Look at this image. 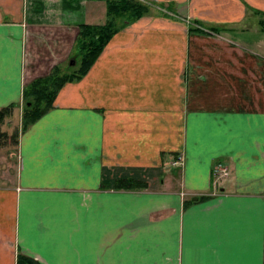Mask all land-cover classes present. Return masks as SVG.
Returning <instances> with one entry per match:
<instances>
[{"label": "crops", "instance_id": "crops-1", "mask_svg": "<svg viewBox=\"0 0 264 264\" xmlns=\"http://www.w3.org/2000/svg\"><path fill=\"white\" fill-rule=\"evenodd\" d=\"M104 17L105 0H0V106H21L24 84L74 57L79 23ZM127 176L145 184L115 185ZM19 251L264 264V0L149 2L62 83L0 148V264Z\"/></svg>", "mask_w": 264, "mask_h": 264}, {"label": "trees", "instance_id": "trees-1", "mask_svg": "<svg viewBox=\"0 0 264 264\" xmlns=\"http://www.w3.org/2000/svg\"><path fill=\"white\" fill-rule=\"evenodd\" d=\"M149 2L163 6L158 0H105V17L100 21H82L74 42V61L77 66L69 71H58L60 65H55L46 74L38 75L24 84L22 88V104L20 110V127L15 130V143L20 129H24L53 103L58 88L66 80L80 77L97 57L111 34L124 23L139 17L149 9ZM172 7V6H171ZM78 58V60H77ZM17 102H9L0 106V143L6 140L8 134L1 127L5 117L11 112ZM142 179L132 176L119 177L116 186L138 187L144 185ZM17 264H42L34 257L23 252H17Z\"/></svg>", "mask_w": 264, "mask_h": 264}, {"label": "rangeland", "instance_id": "rangeland-1", "mask_svg": "<svg viewBox=\"0 0 264 264\" xmlns=\"http://www.w3.org/2000/svg\"><path fill=\"white\" fill-rule=\"evenodd\" d=\"M159 2L162 3V5H172V0H159ZM166 2L168 3L170 2V4H166ZM70 58L71 56H69V58H67V60L60 65L58 71H66V70L69 71L77 66L78 62L76 61L70 62L69 61ZM20 110H21V106L15 105L1 124V127L5 129V131L8 134L6 140L5 141L2 140L3 143H0V148L1 150H3L4 155L7 154L9 148H15V139L12 133H14V131L18 130L20 127Z\"/></svg>", "mask_w": 264, "mask_h": 264}, {"label": "built area", "instance_id": "built-area-1", "mask_svg": "<svg viewBox=\"0 0 264 264\" xmlns=\"http://www.w3.org/2000/svg\"><path fill=\"white\" fill-rule=\"evenodd\" d=\"M220 172L225 173V172H227V170H226V168L224 166H218L217 174H219Z\"/></svg>", "mask_w": 264, "mask_h": 264}, {"label": "water", "instance_id": "water-1", "mask_svg": "<svg viewBox=\"0 0 264 264\" xmlns=\"http://www.w3.org/2000/svg\"><path fill=\"white\" fill-rule=\"evenodd\" d=\"M69 61L70 62H73L74 61V57H71Z\"/></svg>", "mask_w": 264, "mask_h": 264}]
</instances>
